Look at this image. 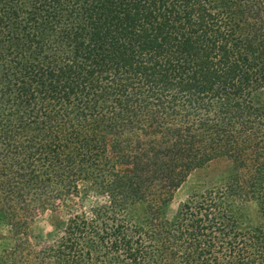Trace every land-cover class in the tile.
Instances as JSON below:
<instances>
[{"label": "trees", "instance_id": "1", "mask_svg": "<svg viewBox=\"0 0 264 264\" xmlns=\"http://www.w3.org/2000/svg\"><path fill=\"white\" fill-rule=\"evenodd\" d=\"M0 214L2 264H264V0H0Z\"/></svg>", "mask_w": 264, "mask_h": 264}, {"label": "rangeland", "instance_id": "2", "mask_svg": "<svg viewBox=\"0 0 264 264\" xmlns=\"http://www.w3.org/2000/svg\"><path fill=\"white\" fill-rule=\"evenodd\" d=\"M228 163L222 159L215 160L207 165L191 172L182 185L175 191L173 200L169 205L167 215L172 217L179 205L184 202L194 191L219 185L228 172ZM65 220L64 216L55 217L50 212L39 215L29 226L28 237L32 244L50 242L56 236V228ZM15 236L13 235L4 216L0 214V264L7 250L13 247Z\"/></svg>", "mask_w": 264, "mask_h": 264}]
</instances>
